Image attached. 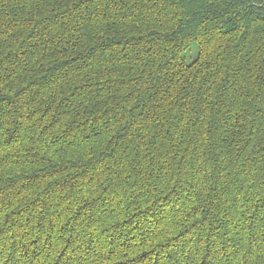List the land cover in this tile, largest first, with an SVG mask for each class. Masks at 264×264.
<instances>
[{
	"label": "trees",
	"instance_id": "obj_1",
	"mask_svg": "<svg viewBox=\"0 0 264 264\" xmlns=\"http://www.w3.org/2000/svg\"><path fill=\"white\" fill-rule=\"evenodd\" d=\"M0 264H264V0H0Z\"/></svg>",
	"mask_w": 264,
	"mask_h": 264
},
{
	"label": "rangeland",
	"instance_id": "obj_2",
	"mask_svg": "<svg viewBox=\"0 0 264 264\" xmlns=\"http://www.w3.org/2000/svg\"><path fill=\"white\" fill-rule=\"evenodd\" d=\"M196 49L195 47L191 48L189 52L186 53V55L183 56V58L186 59H191L195 55ZM187 61V60H186Z\"/></svg>",
	"mask_w": 264,
	"mask_h": 264
}]
</instances>
